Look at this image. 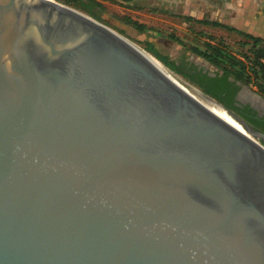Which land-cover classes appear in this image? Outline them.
<instances>
[{"label": "water", "instance_id": "1", "mask_svg": "<svg viewBox=\"0 0 264 264\" xmlns=\"http://www.w3.org/2000/svg\"><path fill=\"white\" fill-rule=\"evenodd\" d=\"M109 30L0 0V264H264V134Z\"/></svg>", "mask_w": 264, "mask_h": 264}, {"label": "trees", "instance_id": "2", "mask_svg": "<svg viewBox=\"0 0 264 264\" xmlns=\"http://www.w3.org/2000/svg\"><path fill=\"white\" fill-rule=\"evenodd\" d=\"M62 2L82 11L92 18L96 19L95 10L102 11V5L96 0H62ZM182 22L185 24L204 25L214 28L226 29L230 32H234L240 37L244 38L246 42L241 43L243 46H248V54L236 56L231 54L227 49L219 44H212L211 42H203L201 45L198 43L199 33L195 34L194 43H190L186 47L183 42L174 36L173 34L166 35V38L177 43L178 45L186 48L191 54L201 57L209 62L212 66L222 71V76H215L212 78H200L198 74H190L181 71L177 65L170 62L166 57L158 54L152 46H146V52L150 53L155 59H157L164 67L171 70L173 73L181 76L184 80L195 86L200 92L220 104L226 110L234 114L235 116L242 115L247 123H254L252 118L243 115L242 110L233 105L232 97L238 91V88L234 83L229 82L228 79L232 78L234 81L240 82L249 88H255L256 92L264 98V41L260 38L245 34L234 28L224 26L217 22H212L206 19L195 20L193 18L179 16ZM119 21L125 25H128L135 29L138 33H151L156 36L161 35L159 31L147 28L143 24H139L129 18H121ZM249 113V112H248ZM247 113V115H249ZM258 126V125H257Z\"/></svg>", "mask_w": 264, "mask_h": 264}, {"label": "rangeland", "instance_id": "3", "mask_svg": "<svg viewBox=\"0 0 264 264\" xmlns=\"http://www.w3.org/2000/svg\"><path fill=\"white\" fill-rule=\"evenodd\" d=\"M53 1L71 8L108 27L127 41L140 47L145 52L146 46H152L158 54L166 57L170 62H177L181 57L188 59L189 57L186 53L188 51L186 48L166 38V35L168 34H173L179 38L186 47H188L190 43L195 42V40H193L194 36L195 34L199 33L200 36L197 38V44L199 45H201L203 42L219 44L220 46L227 49V51H229L231 54L236 56L249 53L248 46L241 45V43L246 42V40L234 32H230L222 28H214L204 25H188L182 22L181 19H179V16L185 15V12H188V5L185 4L183 0H96L103 7L102 11H94L96 19L82 11L72 8L71 6L65 5L62 0ZM173 1H175V3H173ZM196 2H194L192 5H196ZM123 17H127L135 22H138L139 24H143L152 30L159 31L161 35L156 36L153 32H136L132 36H129L113 23L114 20L121 23L119 19ZM169 41L172 43L170 44ZM175 75L178 76L182 81L198 90L195 86L184 80L181 76L177 74ZM249 89L257 93L255 88ZM198 91L200 92V90Z\"/></svg>", "mask_w": 264, "mask_h": 264}, {"label": "crops", "instance_id": "4", "mask_svg": "<svg viewBox=\"0 0 264 264\" xmlns=\"http://www.w3.org/2000/svg\"><path fill=\"white\" fill-rule=\"evenodd\" d=\"M183 2L188 5V12L180 16L217 22L264 41V0H183ZM194 2L197 4L193 6Z\"/></svg>", "mask_w": 264, "mask_h": 264}, {"label": "flooded vegetation", "instance_id": "5", "mask_svg": "<svg viewBox=\"0 0 264 264\" xmlns=\"http://www.w3.org/2000/svg\"><path fill=\"white\" fill-rule=\"evenodd\" d=\"M175 65L178 66V68L181 69V71L183 72H187L190 74H198V76H200V78H204L203 76H205V78L209 77H215L217 76H222L219 75L218 73H213L214 75L211 76L209 74L208 70H205L204 68H199L195 65H193L188 58L185 57H181L178 59L177 62H173ZM229 81V80H228ZM230 82V81H229ZM233 83V82H232ZM235 84V83H234ZM235 86L238 88V91L233 95L232 100H233V105H235L236 107H238L239 109H241L243 112V115L249 116L250 118H252V120H254L256 123H258L257 125H255L254 123H247L244 119V117L240 114L237 117L239 119H241L243 122H245L246 124L250 125L251 127L255 128L256 130L260 131L261 133L264 134V115H260L257 111H255L249 104L247 103H243L241 101H238L236 99L237 94L239 92V87L235 84ZM249 112V113H248ZM247 113L249 115H247Z\"/></svg>", "mask_w": 264, "mask_h": 264}, {"label": "bare ground", "instance_id": "6", "mask_svg": "<svg viewBox=\"0 0 264 264\" xmlns=\"http://www.w3.org/2000/svg\"><path fill=\"white\" fill-rule=\"evenodd\" d=\"M71 9V8H70ZM75 11V10H74ZM77 12V11H76ZM85 16V15H84ZM87 17V16H86ZM89 18V17H88ZM91 19V18H90ZM92 20V19H91ZM94 21V20H93ZM110 32H112L113 34H115L116 36H118L119 38H121L122 40H124L126 43H128L129 45H131L133 48H135L137 51H139L141 54H143L144 56H146L148 59H150L151 61H153L154 63H156L158 66H160L161 68H163L164 70H166L168 73H170L171 75H173L174 77H176L177 79L180 80V78L178 76H176L175 74H173L172 72H170L167 68H165L157 59H155L150 53L145 52L144 50H142L140 47H138L135 44H132L131 42L127 41L126 39H124L122 36H120L118 33H116L113 30H109ZM196 92H198L199 94H201L198 90L194 89ZM202 96H204L203 94H201ZM206 97V96H204ZM207 99H209L210 101H212L213 103H215L216 105L220 106L217 102H215L214 100L210 99L209 97H206ZM221 107V106H220ZM222 108V107H221Z\"/></svg>", "mask_w": 264, "mask_h": 264}, {"label": "built area", "instance_id": "7", "mask_svg": "<svg viewBox=\"0 0 264 264\" xmlns=\"http://www.w3.org/2000/svg\"><path fill=\"white\" fill-rule=\"evenodd\" d=\"M170 72H171V71H170ZM180 81L183 82L184 84H186L187 86H189L190 88H192L193 90L195 89V88H193L192 86H190L189 84H187L186 82L182 81L181 79H180Z\"/></svg>", "mask_w": 264, "mask_h": 264}]
</instances>
